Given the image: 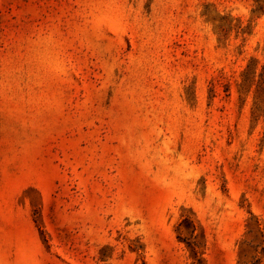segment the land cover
I'll return each mask as SVG.
<instances>
[{"label":"rangeland","instance_id":"1","mask_svg":"<svg viewBox=\"0 0 264 264\" xmlns=\"http://www.w3.org/2000/svg\"><path fill=\"white\" fill-rule=\"evenodd\" d=\"M0 264H264V0H0Z\"/></svg>","mask_w":264,"mask_h":264}]
</instances>
